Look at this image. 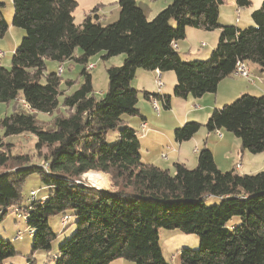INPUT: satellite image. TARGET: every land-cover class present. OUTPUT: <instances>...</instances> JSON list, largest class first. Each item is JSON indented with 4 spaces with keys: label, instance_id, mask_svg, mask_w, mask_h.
I'll return each instance as SVG.
<instances>
[{
    "label": "trees",
    "instance_id": "trees-1",
    "mask_svg": "<svg viewBox=\"0 0 264 264\" xmlns=\"http://www.w3.org/2000/svg\"><path fill=\"white\" fill-rule=\"evenodd\" d=\"M11 2V25L23 36L10 67L0 64V104L13 106L0 119V221L9 211L25 219L31 238L25 264H36L32 253L50 251L59 235L49 226L55 216L62 225L72 219L73 232L58 245L54 264H171L162 252V230L198 238L197 248H177L179 264H264V170L223 172L206 146L197 150L193 169L174 163L172 174L143 162L131 120L142 124L145 117L130 85L139 69L173 72L174 98L197 99L215 94L239 62L264 72V0L244 29L219 24L223 0H170L150 20L136 0H118V18L109 24L100 21L97 7L75 24L76 0ZM234 2L236 9L251 6L250 0ZM2 8L0 3V39L9 27ZM187 28L219 30L207 60H184L178 52ZM94 55L104 61L122 56L120 66L106 69L105 93H94L89 66L83 68L82 84L61 100L67 116L55 118L51 129L41 127L33 113L49 115L60 104V75L46 74L45 62L85 66ZM142 93L170 110V95ZM18 99L28 112L14 109ZM202 127L232 134L241 151L263 153L264 95L241 94L214 108L204 125L184 123L174 130V141H189ZM27 134L36 139L35 150H47L42 164L11 154L8 139ZM90 172L107 175L110 189L84 182ZM32 178L40 187L25 196L24 184ZM18 256L11 240L0 237V264Z\"/></svg>",
    "mask_w": 264,
    "mask_h": 264
},
{
    "label": "rangeland",
    "instance_id": "rangeland-1",
    "mask_svg": "<svg viewBox=\"0 0 264 264\" xmlns=\"http://www.w3.org/2000/svg\"><path fill=\"white\" fill-rule=\"evenodd\" d=\"M150 1V0H149ZM166 0H157L155 2H149L150 4L155 3V5L163 4ZM170 0H168L169 3ZM251 6L248 8L240 9L239 13L236 11V6L234 0H223V4L219 8V24L223 25H230V26H236L239 29H244L248 26H252L251 22L249 23V20H251V13L258 9L261 5L262 0H250ZM77 6L73 12L74 17V23L80 24L84 17V12H87V8L90 4L96 3H102L104 5L103 11L100 14L101 17H106V22L103 24H109L111 22H114L117 20V11H119L117 6V0H76ZM0 3L3 4L2 8V16L4 20L9 24V27L3 37L0 39V53L2 56L0 57V64L4 68L10 67L11 62V55L15 48L19 45L21 39H22V33L23 31L19 28L13 27L11 25V19L13 16V7L11 0H0ZM165 7L167 6V4ZM163 7V8H165ZM162 8V9H163ZM152 9V8H151ZM112 12L113 15L110 14ZM155 15V14H154ZM153 15V16H154ZM115 18L113 19V17ZM153 18V17H150ZM223 22V23H221ZM193 29V28H191ZM219 31V30H218ZM212 33V32H211ZM208 35V34H206ZM186 39V40H185ZM184 40H181L184 42V45L191 47V53H200L205 52L208 50H211V44H213V39L209 36L205 37H194L190 36L185 38ZM180 42V41H179ZM202 44L204 46H202ZM187 48V47H183ZM187 50V49H186ZM210 51V52H211ZM182 58L184 60L193 61V60H207L209 58H203V59H197L195 57H187L186 55H183ZM122 64V56H117L110 58L107 61H104L101 58V55H94L89 58L87 64L83 66L80 63H77L75 61L65 62L62 65H59L56 62L53 61H46V74L50 73H57L58 76L60 75L61 84H60V104L58 109H56L52 114L45 115V114H38L33 113L36 121L38 124L45 128V129H51L53 128V122L54 119L61 116H67L69 111L65 110L61 106V100L64 95L71 94L74 92L83 82V78L81 76V71L83 68L88 67V65H93L94 67L88 71L89 74L92 76V87L93 91L97 96H100L105 93L107 88V77H106V69L115 66L118 67ZM62 68L61 72L59 69ZM60 72V73H59ZM168 74L174 76L173 72H168ZM240 78V77H239ZM176 81V80H175ZM131 87L135 90H138V103H137V109H140L143 116L146 118L147 124H149V128H158L161 133L156 137V141L154 142V147L148 151L149 157H147V161H143L145 163L153 164L161 169H167L170 171V173H174L173 164L176 162L173 159V153H172V145H175L177 147V144L174 141L173 138V132L176 128L182 126L186 122H197L202 125L205 124L207 117L202 116L200 112L195 114L196 119L189 117V119L185 120L187 112L191 111H199L198 107V98H192L188 97V99H177L173 100L171 104L170 110H165L162 108L161 104H157V108L160 111L157 113L154 110V104L150 101L152 104H148V102L144 101L143 99V93L142 89L143 87H147L154 91V93H157L155 90L157 89L156 84L154 81H150L149 79H144L143 76H139V74L136 73L134 76L132 82L130 83ZM174 86V85H173ZM172 93V92H171ZM170 97L173 98V93ZM169 95V94H167ZM206 97H211V102L214 100V94H207ZM231 101H227L225 104L231 103ZM224 103H221L220 105H215L217 108L223 106ZM16 108V109H15ZM142 108H145L144 110ZM15 110L28 112V109L25 107L23 102L18 99L14 106ZM13 112V106L12 104H0V119L4 115L11 114ZM136 119V118H134ZM184 120V121H183ZM137 120H131V126L136 130V134L138 137H140L142 132L137 128ZM202 129H205L202 127ZM206 130V129H205ZM222 133L225 135V131L221 130ZM201 133V132H199ZM216 133V132H215ZM215 133H210V139L209 140H215ZM235 142H229V148H228V155L230 157L229 162L226 161V157L224 154V150L219 152V159H217V168L223 172L235 169L236 172L237 169L235 168L234 163H243L245 164V167L243 168L244 174H255L257 172H260L264 170V167L262 166V161H258V159L264 158V155L260 154H250L247 151H240L241 145L240 141L229 134ZM218 137V136H217ZM8 141L12 144L11 154L12 155H26L30 158L31 162H37L42 164V159L47 150L42 149L41 151L35 150V142L36 139L27 134V135H21L18 137H12L8 139ZM209 144V143H208ZM210 145V144H209ZM209 147V146H208ZM140 152L143 154L146 153V149L143 144L140 142ZM141 153V154H142ZM242 153H244L243 160L242 159ZM164 154L167 156V159H162L161 155ZM186 162H184L185 167L188 169H193L196 166V155L197 151L188 150L186 149ZM248 157V158H247ZM249 158H253L254 160L251 163ZM241 161V162H240ZM233 162V165H232ZM262 168V169H261ZM91 174L94 173L98 175L101 180L98 183L92 182L87 179V174L84 175L83 181L87 184L97 186L99 188L103 189H110V181L107 175L101 174V173H95L90 172ZM89 173V174H90ZM239 173V174H243ZM103 177V178H102ZM92 182V183H91ZM40 187V184L38 180L31 179L28 180L23 187V194L25 196L28 195V192L30 190H38ZM40 195V194H39ZM61 216H55L49 218V226L52 229L53 233L59 234L56 238V240L52 243L51 249L48 252L45 251H36L33 254V259L36 264H54L53 257L56 255V252L58 250V245L63 243L66 238H69L71 236V233L73 232V226H72V219L67 222L65 225H62L61 223ZM66 226H69L64 232V228ZM26 223L25 219L23 217L17 216L14 212H8L6 217H4L0 221V237L6 240H11L12 244L16 248V250L20 253V256L14 258L12 260V264H25V257L29 256L31 254V238H29V234L26 232L27 229H25ZM162 236L161 238V246L163 247V253L168 262L171 264H179V260L175 261L174 256L176 255L177 248H180L181 246H189V248H197L198 246V238L193 235H183L178 231H163L162 230ZM177 235V236H176ZM22 237V238H21ZM15 238L17 240H15ZM189 240L193 241L194 246L187 245L192 244L189 243ZM187 242L186 244L183 243ZM123 262H126L128 264H133L132 262L122 260Z\"/></svg>",
    "mask_w": 264,
    "mask_h": 264
},
{
    "label": "crops",
    "instance_id": "crops-1",
    "mask_svg": "<svg viewBox=\"0 0 264 264\" xmlns=\"http://www.w3.org/2000/svg\"><path fill=\"white\" fill-rule=\"evenodd\" d=\"M149 2H155V1L136 0V4L142 9L146 18L150 20V19H152L150 17H154L158 12H160L162 10L163 7H165L166 3H168V0H166L163 4H160V5H155V3L150 4ZM94 7H97V13L100 17V21L102 23H105L107 21L106 17L100 16V14L102 13L103 8H104V5L102 3H96L95 6H94V4L93 5L90 4L87 8V12H84L85 13L84 16L89 14L90 11ZM239 10L240 9H236L237 13L240 12ZM110 14L113 15L112 12H110ZM117 17H118V11H117ZM114 18H115V16L113 17V19ZM250 22L252 23L251 20H249V23ZM221 23H223V22H221ZM223 24H221V25H223ZM206 34H208V35H206ZM190 36H194V37H196V36H198V37L209 36L214 41L213 44H211V49H213L215 47V45L217 44L218 37H219V31L215 30L211 33V32H204V31L198 30V29L187 28L186 29V38L190 37ZM176 47H177V50L179 53H181L183 51V55H186L187 57L192 56V57H195L197 59H203V58L208 57L210 54V51H211V50H208L205 52L202 51L200 53L199 52L198 53H194V52L191 53V47L186 46V44L184 45L183 41L177 42ZM183 47H187V48H183ZM245 64H246V66L249 70V73H250V76L248 79H244L241 77L239 78L236 76H230V77L224 79L223 81H221L219 83V85L217 87L216 93L214 94L215 97H214L213 102H211V99H210L211 97H206L208 95H204L203 97L198 98L199 106H197V107H198L199 111H191L190 110L189 112H187L188 114H186L185 120L189 119V117L196 119L195 114H197L198 112H200V114L202 116H205L208 118L211 111L214 108H217L215 105L218 106L221 103L225 104L227 101L234 100L235 98H237L241 94H250V95H254V96L264 95V72H262L259 69L258 65L254 64V63L247 62ZM88 66H91L92 68L94 67L93 65H88ZM88 71H90V70H88ZM136 73L139 74V76H143L144 79H149L150 81H154V83L157 86V89L155 90L157 93L170 95V93L173 91V85L175 84V79H174V76L168 74V72H166V73H160L158 71L149 72V71H144V70L139 69L136 71ZM136 73H135V75H136ZM158 77H160L161 87H158V85L156 83ZM141 91L154 92L147 87H143V89ZM171 95H172V93H171ZM187 99H188V97L186 98V100ZM173 100H177V98L172 99V102H173ZM144 101L148 102V104H151L150 101H148L146 99H144ZM142 109L144 110L145 108H142ZM139 111H140V109H139ZM140 113H141V111H140ZM159 114H160V111H159ZM146 121L147 120L145 118L146 130H145L144 134H140L141 136L138 137L139 142H141V144H143L145 149H146L145 154L140 152V154L142 153L141 157H142L143 161H147V157H149L148 151L154 147V142L156 141V137L161 133V131L156 127L155 128H152V127L149 128V124H147ZM137 125H138L137 128L141 131V128H140L141 124L139 122H137ZM199 132H201V133H199ZM219 133L221 134V138H218L217 134L215 133L216 139L215 140H209L210 139V133H208L205 129L201 128L189 141L177 144V147L175 145H172V153H173V159L176 161L175 163L184 164V162L187 161L186 160V157H187L186 149H188L189 151L192 149H193V151H197L203 146H206L212 152L213 159H214L216 166L218 165L217 159H219V152L223 151V150H224V154L226 157V161L229 162L230 157L226 156L229 153L228 152L229 151L228 150L229 142H235V141L229 135L230 133L225 132V135L222 133V131H220ZM240 151H241V149H240ZM162 155H164V154H162ZM261 155H264V152L261 153L260 156ZM241 157H242V159H241V161H242L243 157H244V153H242ZM228 158H229V160H228ZM263 159L264 158L258 159V161H262ZM249 160H250V162H248V163H251L254 159L249 158ZM232 165H233V162H232ZM234 165H235V168H236V165L239 166L238 168H236L237 171H240L238 173H243L241 171H243L245 164H243V163H236L235 164L234 163ZM261 167H264V160L262 161ZM183 243L186 244L187 242L183 241ZM189 243H192V244L187 243V245L194 246L193 241L189 240ZM161 248H162V252H163V247L161 246ZM175 254L176 255L174 256V260L177 261L178 260L177 251ZM110 264H128V263L123 262L122 260H116ZM173 264H175V263H173Z\"/></svg>",
    "mask_w": 264,
    "mask_h": 264
},
{
    "label": "built area",
    "instance_id": "built-area-1",
    "mask_svg": "<svg viewBox=\"0 0 264 264\" xmlns=\"http://www.w3.org/2000/svg\"><path fill=\"white\" fill-rule=\"evenodd\" d=\"M202 46H204V45L202 44ZM1 56H2V54L0 53V57H1ZM91 69H92V68H90V69H88V70H91ZM88 70H87V71H88ZM232 75H233V76H236V77H241V78H244V79H248L249 76H250V73L248 72V69H247L246 64H245L244 62H243V63L239 62V63L236 64V67H235V69H234ZM156 83H157L158 87H161L160 77L157 78ZM141 130H142V134H144V132H145V130H146V124H145V123H142V128H141ZM216 134H217V132H216ZM218 138H221V137H218ZM161 158H162V159H167V156H165V155H161ZM238 167H239V166L236 165V168H238Z\"/></svg>",
    "mask_w": 264,
    "mask_h": 264
},
{
    "label": "bare ground",
    "instance_id": "bare-ground-1",
    "mask_svg": "<svg viewBox=\"0 0 264 264\" xmlns=\"http://www.w3.org/2000/svg\"><path fill=\"white\" fill-rule=\"evenodd\" d=\"M151 1H156V0H151ZM90 68H92L91 66H89L88 67V69H90ZM248 69V68H247ZM59 70H61V69H59ZM248 72H249V70H248ZM150 101L154 104L153 106H154V110L158 113L159 112V110H158V106H157V104H156V102L153 100V99H150ZM26 107V106H25ZM27 108V107H26ZM29 109V108H28ZM140 128H142V124H141V127ZM142 131V130H141ZM217 136L218 137H221V134L219 133V132H217ZM103 178V177H102ZM87 179L88 180H90V181H92V182H95V183H98L100 180H101V178L98 176V175H96V174H94V173H88L87 174ZM91 182V183H92ZM100 183V182H99Z\"/></svg>",
    "mask_w": 264,
    "mask_h": 264
},
{
    "label": "water",
    "instance_id": "water-1",
    "mask_svg": "<svg viewBox=\"0 0 264 264\" xmlns=\"http://www.w3.org/2000/svg\"><path fill=\"white\" fill-rule=\"evenodd\" d=\"M82 179H84V176L82 177ZM91 187H93V188H95L97 190H104V191L108 190V189L99 188V187L94 186V185H91Z\"/></svg>",
    "mask_w": 264,
    "mask_h": 264
}]
</instances>
